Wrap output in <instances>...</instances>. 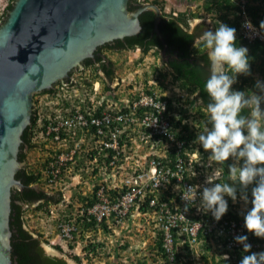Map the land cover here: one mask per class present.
I'll list each match as a JSON object with an SVG mask.
<instances>
[{"label": "built area", "instance_id": "1", "mask_svg": "<svg viewBox=\"0 0 264 264\" xmlns=\"http://www.w3.org/2000/svg\"><path fill=\"white\" fill-rule=\"evenodd\" d=\"M243 2L240 9L244 10ZM246 22L250 21L246 18L241 25L243 35L264 40L258 27L251 22L246 27ZM93 84L89 97L69 94L74 91L71 84L37 96L33 105L34 129L58 145L43 169L45 185L52 188L67 170H87L92 176L89 193L74 211L67 209L68 200L58 203L63 208L54 217V244L75 253L72 242L83 232L84 246L90 250L95 240L88 239L86 232L101 229L108 233L111 227L138 217L150 227L152 237L160 240L163 256L160 263L152 264H186L196 254H208L218 264H239L243 255L250 254L234 240L240 235L248 237L252 252L264 251V239L248 232L240 218L245 208L237 203L242 200L240 193L235 202L225 197L229 207L219 221L199 209L200 193L208 186L206 178L220 167L209 165V153L195 141L198 130L187 140L195 132V122L185 118L180 99L167 91L144 89L123 99H100L98 82ZM76 157L82 159L80 165ZM222 178L214 183H223ZM196 185L200 186L196 198L184 201L185 189Z\"/></svg>", "mask_w": 264, "mask_h": 264}, {"label": "water", "instance_id": "2", "mask_svg": "<svg viewBox=\"0 0 264 264\" xmlns=\"http://www.w3.org/2000/svg\"><path fill=\"white\" fill-rule=\"evenodd\" d=\"M145 10L153 11V31L162 39L161 11L150 2L129 10L128 0H14L6 12L0 23V264H11V189L23 188L15 174L28 168V148L23 161L17 155L23 129L32 126L34 94L69 82V73L92 58L98 46L137 34L138 16ZM190 24L213 29L207 17H194ZM24 228L35 236L25 224ZM40 244L46 253L77 264L41 240Z\"/></svg>", "mask_w": 264, "mask_h": 264}, {"label": "trees", "instance_id": "3", "mask_svg": "<svg viewBox=\"0 0 264 264\" xmlns=\"http://www.w3.org/2000/svg\"><path fill=\"white\" fill-rule=\"evenodd\" d=\"M13 1L14 0L8 1L7 5L4 7L2 13L0 14V23L4 20L6 12L12 7ZM144 2L154 3L161 10L158 29L161 33L162 39L153 31V11L145 10L138 16L141 28L137 34L125 36L122 39L113 41H115L116 46L120 49L139 48L143 53L152 49L156 54H160L164 47V41L166 44V50L164 53L169 56L175 54L173 59L166 63L170 74L178 81L181 89L186 90V92H189L190 94H194L192 102L194 101L199 104L198 108L200 111L198 110L197 112L198 117L197 119H193L192 117V120L195 122L194 131L198 130L201 132L203 130V124L210 126L208 125V116L205 117L209 97L204 91V83L210 75V61L208 59L207 50L202 46L197 45L195 42L205 30L201 28V24L195 26L194 28L189 26L190 20L197 17V13L195 14L193 12H189L187 9L181 10L178 13L174 12L175 15L165 13L163 11V2L160 0H128V9L134 10L137 6ZM239 2L240 0H207L205 8L209 11L213 18H216L219 22H223L236 29V45L248 48L250 71L255 70V73L264 76V41H261L258 38L249 41L244 35H242V29H240L241 21L245 19L243 16V12H245V15L251 19V22L260 29L261 33L264 34V29L260 27L261 21H264V0H244L242 3L244 10L240 9L241 3ZM211 27L213 28L212 30L215 31L214 25ZM107 43H104L103 46L105 47ZM94 62L97 63V65L92 67V69H94V77L96 80L99 78L102 82L106 83V81L102 80V77L98 75V70L103 71L106 79L110 80L113 77L114 69L106 67L102 58L96 57ZM94 62L89 58H86L83 61L84 66L93 65L95 64ZM84 83L89 86V91L87 92L89 97L92 93L91 82L84 79ZM246 83L247 80L245 75L240 74L237 76L236 83H234L232 87L235 88V90L245 91L243 86ZM71 84H74L72 86L78 85L77 81L68 82L66 85L61 84L58 85V87L44 92L49 93L61 91L62 87L64 89L66 87H72ZM104 88L107 90L109 89L108 85H104ZM262 107H264V105H262ZM201 108L203 110H201ZM245 113H247V110H245ZM180 119L181 117H179L178 122H180ZM33 120V117H31V125L33 124ZM30 127L31 126H27L24 128L21 134L22 142L19 146V152L17 155L18 160L20 161H23L25 157L24 148L31 147ZM183 128L186 129L187 126L184 125ZM194 135H196V131H192L189 136H186L187 140L193 138ZM50 159L51 157L47 156L42 162L43 169ZM75 159L77 164L80 165L82 159H78L77 157ZM228 164L229 161H227L225 165H219L222 170L223 183L229 182L227 172ZM60 167L62 172L64 170V166L61 165ZM93 173L95 174V171H92V174ZM42 174L43 172L41 173L39 171L28 169L24 166L21 167L15 174V178L20 180L23 184V188L20 190L18 188L11 189L9 213V228L11 230V264H68L63 258L47 255L41 247L39 240L40 236L37 235L36 237H33V235L26 228H24V204L28 206L35 203V210L46 211L47 205L56 204L58 201L62 200V192L60 190L56 189L53 194H47L42 188L37 189L30 187L32 184H39V179L43 176ZM63 174H61L60 181L63 180ZM251 187L252 186H249L247 190L248 195H250ZM84 198L85 196L82 195L81 202ZM86 199V201H90L87 196ZM50 210L51 209L47 211V214ZM154 245L156 246L158 253L163 256L160 240L156 239ZM69 246H71L70 243ZM91 246L93 245H90V247ZM52 247L59 252L64 251L57 244L52 245ZM70 257L76 263L82 264L78 254H72ZM202 257L204 258V262H208L209 259L213 262L211 256H209L210 258L208 257V254H203ZM213 264L218 263L213 262Z\"/></svg>", "mask_w": 264, "mask_h": 264}, {"label": "clouds", "instance_id": "4", "mask_svg": "<svg viewBox=\"0 0 264 264\" xmlns=\"http://www.w3.org/2000/svg\"><path fill=\"white\" fill-rule=\"evenodd\" d=\"M172 14L175 15L174 12ZM244 18L251 22L247 15ZM250 22H246L245 26L250 28L252 23ZM260 27L264 29V21H261ZM245 38L249 40L247 36ZM195 43L207 50L210 61V75L204 83V91L209 97L206 107L210 126H206L201 132L198 131L195 141L209 153V165L221 166L229 161L227 166L229 182L214 183L222 176L220 169L214 168L206 178L205 183L208 186L203 187L200 193L199 209L205 213L211 212L213 218L219 221L228 211V201L225 197H230L235 202L237 194L240 193L242 200L237 203L240 202L243 207L245 206L240 217L244 221V227L257 238L264 239V107H262L264 82L259 80L256 82L255 87L258 92L233 89L232 86L236 83L238 75L250 74L248 48L236 45L234 27L219 22L215 31H204ZM103 56L105 59V54ZM74 82H76L75 79ZM64 83L66 82L58 83L55 87ZM142 89L153 90L152 88ZM43 92L34 94L33 105L36 97ZM182 109L185 111V106ZM32 117L34 120L30 131V143L34 139L53 143V148L48 153V156H51L58 150V145L38 135L37 130L34 129L36 121L33 111ZM185 118L188 119L186 115ZM249 186H252L250 195L247 191ZM198 187L200 186H189L183 192L182 199L188 203L190 199L194 200ZM148 228L155 244L156 239L152 237L150 227ZM234 240L243 246L244 253H250L243 255L239 264H264V251L252 252V245L247 242L246 235L236 236ZM224 258L228 259L227 256Z\"/></svg>", "mask_w": 264, "mask_h": 264}, {"label": "rangeland", "instance_id": "5", "mask_svg": "<svg viewBox=\"0 0 264 264\" xmlns=\"http://www.w3.org/2000/svg\"><path fill=\"white\" fill-rule=\"evenodd\" d=\"M10 0H0V8L6 5ZM162 1L163 11L165 13H178L181 10L187 9L189 12L197 13V17L210 18L215 29L219 25V21L213 18L209 11L206 10L207 0H160ZM191 27V24L189 23ZM105 60L109 61L114 69L113 77L106 83L99 78L97 97L109 100L123 99L130 95L131 92H136L142 88H152L158 92H168L174 98L180 99L181 104L185 106V115L188 119H197L198 108L197 103L192 102L194 94L186 92L181 89L177 80L170 74L168 67L164 64L160 54L154 53L151 49L143 53L139 48L125 49L122 51H108L105 53ZM84 70L78 69L73 78L77 81L74 86V91L69 94L88 95L89 86L85 85L84 79L91 82V87H94L96 78L94 77V69L87 67ZM81 71V72H79ZM247 83L243 86L245 91L258 92L255 87L259 80L264 82V76L255 73L251 70L249 75H245ZM80 85V86H79ZM104 85H108L109 89H105ZM70 86V85H69ZM235 89V88H233ZM92 90V89H91ZM183 97H182V95ZM93 95L90 94L89 96ZM178 95H181L180 97ZM201 110H203L201 108ZM207 113L205 117H207ZM206 127L203 124V129ZM53 148V143L49 141H41L40 139L31 140V147L28 148V169L39 171L42 173V162L48 156L49 151ZM43 175V174H42ZM91 175L86 170L85 172L69 171L64 172L62 181L57 182L53 187L46 186L43 176L39 179V184H32L35 188H42L47 194H53L56 189L62 192V200L56 204H49L46 206V211L35 210V203L30 205H23L24 224L35 235L40 236V240L47 246L52 247L53 242L56 241L55 236V220L54 217L59 212V208L63 206L59 202H66L67 209L74 211L77 203L81 201L82 195L89 193ZM51 209L50 213L47 211ZM53 217V218H51ZM111 231L106 233L101 229L88 231V239L95 240L94 247L88 250L87 240L83 237V232L72 242L75 246V253H71L66 247L64 253L68 257L72 254H78L80 262L85 264H152L153 262L161 261V255L158 253L154 241L148 232V226L138 218L128 220L121 225L111 227ZM99 239V244H96V239ZM197 246V245H196ZM84 247V248H83ZM54 248V247H52ZM55 249V248H54ZM197 250L200 246L196 247ZM197 255V256H196ZM191 256L194 260L186 259V264H212L211 259L204 262V258L196 254ZM189 257V256H188ZM209 257V256H208ZM71 258V257H70ZM210 258V257H209ZM80 264V263H77Z\"/></svg>", "mask_w": 264, "mask_h": 264}, {"label": "flooded vegetation", "instance_id": "6", "mask_svg": "<svg viewBox=\"0 0 264 264\" xmlns=\"http://www.w3.org/2000/svg\"><path fill=\"white\" fill-rule=\"evenodd\" d=\"M166 47H163V49L161 50V52H160V54H161V57H163V56H165V58H164V62H165V64L166 63H168L169 62V60H171V59H173V57L175 56V54H172L171 56H169L168 54H165L164 52H165V49ZM122 50H125V49H120V48H118L117 46H116V44H115V41H111V42H109V43H107V45L104 47L103 46V44L102 45H100V46H98L97 48H96V50H95V52H94V56L92 57V58H89V59H92V61L94 62V60L96 59V57H100V58H102V60H103V63H104V65L106 66V67H109V68H113V66L111 65V63L109 62V61H106L105 59H103L104 57H103V55L102 54H105L106 52H108V51H111V52H114V51H122ZM95 63V62H94ZM95 65H97V63H95V64H93V65H89V66H84V63L83 62H81V66L79 67H77V68H79V69H81V70H84V72H82V73H85V68H87V67H93V66H95ZM169 69V68H168ZM78 71L77 70H73V71H71V73H69V79H70V77L71 76H73L74 74H76ZM79 72H81V71H79ZM98 75L99 76H101L102 77V80H104V81H106V78L104 77V74H103V71H100V70H98ZM31 120V119H30ZM28 126V125H27ZM26 126V127H27ZM25 127V128H26ZM24 130V129H23ZM23 132V131H22ZM25 149V148H24ZM33 237H35V236H33ZM41 247H42V245H41ZM43 248V247H42ZM44 250V249H43ZM44 252H45V250H44ZM46 253V252H45ZM47 255H51V254H48V253H46ZM51 256H57V255H51ZM57 257H60V258H63L65 261H66V259L63 257V256H57ZM66 263H68L67 261H66Z\"/></svg>", "mask_w": 264, "mask_h": 264}]
</instances>
